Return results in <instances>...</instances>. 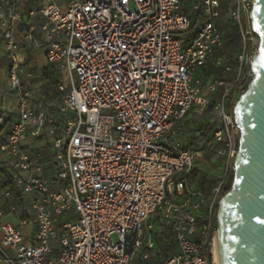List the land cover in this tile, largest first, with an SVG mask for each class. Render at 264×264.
<instances>
[{"label": "built area", "instance_id": "2783aa9c", "mask_svg": "<svg viewBox=\"0 0 264 264\" xmlns=\"http://www.w3.org/2000/svg\"><path fill=\"white\" fill-rule=\"evenodd\" d=\"M21 1L0 0L7 89L17 102L13 120L0 107V154L16 185L1 191L0 264H131L140 252L141 264H221L218 213L241 137L235 105L254 78L260 45L254 1L39 0L28 20ZM226 21L241 39L237 66L225 68L233 80L204 83L197 73L223 49ZM26 47L45 51L58 73L51 87L59 103L40 104L24 82L34 77ZM219 87L207 119L218 123L212 139L192 135L189 148L188 138L169 137L194 106L205 116L202 90ZM29 141L46 152L35 154ZM197 152L217 161L209 193L189 183ZM20 193L29 202L20 217L34 229L29 238L5 221L18 212ZM162 232L177 245L168 260L156 253Z\"/></svg>", "mask_w": 264, "mask_h": 264}, {"label": "water", "instance_id": "95a60500", "mask_svg": "<svg viewBox=\"0 0 264 264\" xmlns=\"http://www.w3.org/2000/svg\"><path fill=\"white\" fill-rule=\"evenodd\" d=\"M252 28L260 37L254 78L235 105L241 130L234 181L218 213L221 264H264V0H253Z\"/></svg>", "mask_w": 264, "mask_h": 264}, {"label": "trees", "instance_id": "16d2710c", "mask_svg": "<svg viewBox=\"0 0 264 264\" xmlns=\"http://www.w3.org/2000/svg\"><path fill=\"white\" fill-rule=\"evenodd\" d=\"M183 4L189 5L190 0H181ZM221 32L224 38V47L223 49L215 54L213 57V60L210 61L209 66L206 69H203L201 72H199L200 76L208 77L209 80H214L215 78H219L224 82H231L233 80V73H229L225 70L227 66H232L235 68L237 66L236 62V55L238 54L240 47H241V39L238 34L237 28L229 21L224 22L221 25ZM29 58L32 59V54H29ZM217 58H222L223 62L221 66L216 67L214 62ZM2 63H0L1 65ZM8 67H11V64L8 65ZM42 79L46 80L50 83V85H54L58 82V74L55 70H53L51 67L46 66L43 69L42 72ZM42 95L44 97L43 105H46L52 101H61L62 94L55 90L53 87H42ZM223 92V88L219 87L215 92H210L207 89L202 90V95L205 98H208L210 100V105L207 108V114L203 117H199L197 115V109L196 106H194L183 118L182 121L187 120L190 113L195 110L196 111V118L193 120V131L190 135H187V133H184L180 130H177L178 124L172 129L171 133L169 134V137H182V138H189L192 135H201L207 141H210L213 137V133L216 131V125L215 123H209L208 122V116L210 115L214 104L219 99ZM181 121V122H182ZM201 170L196 166L189 176V183L197 188L198 190H201L205 193H209L212 188L217 183V178L213 177L211 179L207 178H201ZM233 181L230 184V190L233 186ZM15 182L13 181L12 176L8 172V170L5 167V164L3 161H0V192L7 189V188H15ZM156 246H157V255L160 256L164 260L170 259L177 251V245L173 239L172 234L170 233H159L156 236ZM141 252L138 253L135 257V259L131 262V264H141L140 262Z\"/></svg>", "mask_w": 264, "mask_h": 264}, {"label": "crops", "instance_id": "0c3cea01", "mask_svg": "<svg viewBox=\"0 0 264 264\" xmlns=\"http://www.w3.org/2000/svg\"><path fill=\"white\" fill-rule=\"evenodd\" d=\"M38 1L39 0H22L21 1V10H22L25 20L30 19L29 13L38 6L39 4ZM62 9L65 11V8H62ZM33 20H35L37 24L41 22V19L39 17L33 18ZM23 35H24V29L20 27L17 32V38L20 41H24ZM23 51L27 53L28 59L31 62L30 64L31 68L34 71V77L29 80L25 79L24 82L29 86V89L32 91L34 95V98L40 104L43 105L44 97L41 92L42 87L51 86L48 81L42 79L43 69L47 66L46 60H45V51L33 50L31 47H26ZM30 53L32 54V59L29 58ZM0 63H2L0 65V107H3V106L8 107L11 111L10 119L13 120L17 118L16 113H15V110L17 108V102H16L14 94L8 91L7 89L8 71H9L8 65L10 64V60L5 51L4 44L2 41H0ZM197 76H200L199 73H197ZM58 81H59V78H58ZM59 102L60 101H52L50 103H59ZM28 144L31 145L33 148H38L36 149L38 152L43 150V148H41L39 144H37L36 142L33 143L29 141ZM0 161H3L4 164L6 161L5 157L1 154H0ZM15 204L17 205L18 212L13 215H8L5 221L13 224L17 228L22 229L24 234L27 236V238H29V235L34 234V229L31 230L30 227L23 228L20 225V217L23 215L24 210H27L29 208V202L27 198L23 196V194L20 193V194H17L15 197ZM0 207L7 208L5 206L4 200L1 198V192H0ZM72 218L77 219V216L72 215ZM0 240H1V237H0ZM1 264H4V263H1Z\"/></svg>", "mask_w": 264, "mask_h": 264}, {"label": "rangeland", "instance_id": "374dc122", "mask_svg": "<svg viewBox=\"0 0 264 264\" xmlns=\"http://www.w3.org/2000/svg\"><path fill=\"white\" fill-rule=\"evenodd\" d=\"M225 3L228 4L227 1ZM195 36H196L195 32L190 34V38H194ZM203 80H204V83H207L208 82V77L207 76L204 77ZM63 82L65 84H68L67 83V77L65 75H63ZM196 117H197L196 116V111L193 110L190 113V115L187 118V120H184V121L178 123L177 130H180V131H182L184 133H187V135H190L192 133V131H193V128H194L193 120ZM208 117H209V119H212V116H208ZM215 125L217 127L218 123L216 122ZM36 143L39 144V146L41 148H43V150H41L40 152H35V154L38 155V154H43L44 152H46L45 144L43 142L37 141ZM187 147H189V148L191 147L190 138L187 139ZM194 162H195V165L201 170V175H200L201 178H204V177L207 178V179H211L213 177L215 178L218 175V173H219L218 168H216L217 161L216 160H210L209 156L207 154H204V153H201V152L195 153Z\"/></svg>", "mask_w": 264, "mask_h": 264}]
</instances>
